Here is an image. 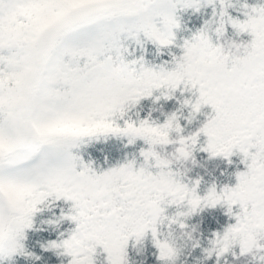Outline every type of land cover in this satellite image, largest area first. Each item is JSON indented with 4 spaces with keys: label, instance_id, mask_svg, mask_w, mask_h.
Here are the masks:
<instances>
[{
    "label": "snow or ice",
    "instance_id": "6c2138e0",
    "mask_svg": "<svg viewBox=\"0 0 264 264\" xmlns=\"http://www.w3.org/2000/svg\"><path fill=\"white\" fill-rule=\"evenodd\" d=\"M205 4L213 6L212 16L177 45L183 49L181 55L151 66L143 56L128 58L130 43L145 45L141 34L157 46L175 44V30L181 26L178 9L199 11ZM218 4L217 0H0V258L33 255L23 242L25 229L33 227V217L49 197L73 202L59 219L74 221L75 228L67 238L46 245L68 248L61 254L71 256L70 264H96L98 245L107 253V264H130L127 249L135 235L129 233L154 219L159 226L165 201L192 202L187 216L226 203L236 222L222 234L217 232L211 244L234 230L247 234L254 225L264 224V4L245 3L243 20L229 13L232 0ZM228 25L251 39L227 38ZM168 63L174 66L166 67ZM181 85L198 93L195 100L184 101L191 106L192 117L203 105H211L214 115L196 133L180 136L174 153L193 150L200 133L208 137L206 150L213 156L230 157L238 149L247 167L237 173L234 187L226 185L218 192L213 186L201 197L195 187L177 178L167 160L155 155L167 157L157 146L175 143L169 125L182 131L176 113L162 124L126 120L122 127L114 119L154 89H166L163 95L171 97ZM76 126L80 131L68 130ZM165 131L167 142L153 146L150 137ZM101 135L124 136L129 143L143 138L150 145L142 150L147 166L137 168L130 160L98 172L74 149ZM153 160L157 172L150 170ZM5 184L8 194L2 190ZM162 194L166 199L157 207L152 202ZM233 205H239L238 212L233 213ZM182 217L175 223L166 221L169 231L163 238L161 231L144 230L143 240L151 231L162 264H175L179 257L163 255L162 242L173 233V225L187 227ZM261 239L264 235L253 251L264 261ZM236 244L241 254H249Z\"/></svg>",
    "mask_w": 264,
    "mask_h": 264
},
{
    "label": "trees",
    "instance_id": "16d2710c",
    "mask_svg": "<svg viewBox=\"0 0 264 264\" xmlns=\"http://www.w3.org/2000/svg\"><path fill=\"white\" fill-rule=\"evenodd\" d=\"M233 6L228 11L233 17L241 20L246 19L244 4L249 6L254 4H264V0H232ZM217 7H219L217 0ZM250 10V8L248 9ZM213 12V6L205 4L199 11L189 9H178L181 26L176 29V43L163 47L157 46L141 34V39L145 40V45L140 47L134 42L130 43L132 48L129 59H136L140 56L151 65H160L165 61L171 62L173 56L182 54L183 49L177 45L182 44L186 38H191L192 34L203 26L206 19H210ZM226 37L236 40L237 42L251 39L248 33H237L231 25L227 26ZM214 42L216 41L215 33H212ZM223 41V38L221 40ZM173 67L172 63L165 65ZM166 89H154L151 96L141 97L140 100L127 108L124 115L116 114L114 119L122 127L126 120L135 121L137 124L141 120H149L157 124L165 123L167 118L173 113L177 114L182 131L172 130L171 138L175 143L166 146H157V150L173 160L170 165L173 171L179 172L178 179L187 184L190 188L195 187L196 192L201 197L205 196L208 191L215 186L216 190L222 191L227 185L234 187L238 183L237 173L246 170L243 153L235 149L230 157L223 155L213 156L206 150L208 137L200 133L197 143L192 150V156L183 162L176 161L171 155L179 147L180 136H191L196 133L203 125L214 115L211 105H203L195 117L191 116V106L184 104L186 99L195 100L197 92L186 89L183 85L174 90L171 97H165L163 93ZM160 99L157 100L156 97ZM191 117V119H190ZM150 147L143 138H137L134 143H129L128 138L116 135H101L99 138L88 139L82 143L79 148L74 149L84 160L85 163L91 162L93 167L98 171L106 170L109 167L118 166L134 160L136 167L147 166L145 164L142 150ZM150 170L159 171L155 166V161L151 162ZM199 181V184L196 182ZM164 215L166 217L174 216L178 211H187L190 205L186 202L183 204H170L162 202ZM33 217L34 225L30 229H25L26 239L23 241L25 248L33 255L26 256L20 253L13 254L11 257L0 258V264H70L71 256L61 254L62 250L47 248L46 245L51 240H60L67 238L71 230L75 228V222L70 219L60 220L62 212L70 211L69 204L59 201H51L40 206ZM233 213L239 211V205L232 206ZM186 228L181 229L178 225H173V230L178 236L179 243L183 245L179 257L175 264H264V261L258 257H253L251 253L241 254L239 244L233 246L232 250L223 256H217L213 253L207 254L205 249L212 246L211 240L215 234L223 231L229 224L236 222L235 215L228 213V205L219 203L215 206L202 207L186 217H182ZM58 221L49 223V221ZM161 238L167 235L169 229L167 222L159 225ZM192 232V238L187 236L180 238L181 233ZM63 234V236L61 235ZM199 244H196V241ZM264 243V239H261ZM195 245V246H194ZM128 254L130 264H162L159 259V250L156 248L151 231L144 238L142 244L138 245L135 239H131L128 245ZM235 253V254H234ZM96 264H107V253L103 250L102 245L97 246L95 254Z\"/></svg>",
    "mask_w": 264,
    "mask_h": 264
},
{
    "label": "clouds",
    "instance_id": "9594fccd",
    "mask_svg": "<svg viewBox=\"0 0 264 264\" xmlns=\"http://www.w3.org/2000/svg\"><path fill=\"white\" fill-rule=\"evenodd\" d=\"M171 130H175V128H173L171 125H169ZM69 131H73V132H78L80 131L79 126H76L75 128H71L68 129ZM135 134V133H133ZM151 143L153 144V146L157 145V144H163L166 143L168 140V132H162L159 133L155 136H151L150 137ZM3 150L5 152L8 151V146L7 144L3 145ZM155 155H157L158 157H160L161 160H167V162L169 164L173 163V160L169 159L168 157H163L161 156L160 153H155ZM174 159L176 161L179 162H183L188 160L191 156H192V150L185 148L183 151L180 152L179 155H176L175 153L171 154ZM180 173L177 172V175H179ZM2 190L8 194L10 193V189L9 186L7 184H5L4 186H2ZM166 199V195H161L158 197L157 201H153L152 203L155 204L157 207H159V200H165ZM170 204H183V200L180 201H176V200H172L169 201ZM191 204L192 202H189L190 207L188 208L187 211H178L174 216L171 217H166L163 215V213L160 214V225H163L166 221H171L172 223H175L177 221H180L181 216H187V213H189L191 211ZM182 222V221H181ZM145 228H152L154 231H160L159 226L157 225L155 219L151 222H149L148 224L144 225V227H141L139 229H135L133 231V233H129V235H135V239H136V243L138 245L142 244L143 242V235H144V230ZM264 235V224H256L253 226V229L248 231L247 234H245L243 231L241 230H234L232 231L229 235L223 236L218 238L213 244L212 246L209 248V251L207 252V254H212V253H220V256H223L225 253V250L230 248L231 245L236 244V243H240L244 246V251L245 252H249L252 253L253 257H257L259 255H261L259 252H254L253 249L257 247V240L258 237ZM183 236H187L189 239L192 238V232H187V233H181L180 234V238H182ZM3 238L6 239L7 238V230L4 231L3 233ZM127 238V237H125ZM199 241H196V244ZM182 247L183 245L181 243H179L178 240V236L175 234V232L173 231V233L169 234V238L166 239L165 241L162 242V251H163V255H165L166 257L170 258V259H175L176 256L180 255L181 251H182ZM63 252L68 251V248H64L61 249Z\"/></svg>",
    "mask_w": 264,
    "mask_h": 264
},
{
    "label": "rangeland",
    "instance_id": "374dc122",
    "mask_svg": "<svg viewBox=\"0 0 264 264\" xmlns=\"http://www.w3.org/2000/svg\"><path fill=\"white\" fill-rule=\"evenodd\" d=\"M54 200H56V201H61V202H65V204H69V207H70V210H71V208H72V204H73V202L71 201V200H67V199H65V198H63V197H61L60 199H55L54 197H49L48 198V201H46V203H50L51 201H54Z\"/></svg>",
    "mask_w": 264,
    "mask_h": 264
}]
</instances>
